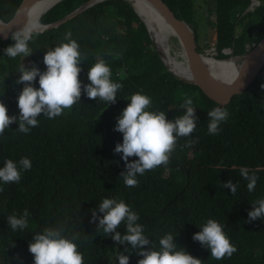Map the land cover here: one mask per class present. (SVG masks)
<instances>
[{
  "label": "trees",
  "instance_id": "obj_1",
  "mask_svg": "<svg viewBox=\"0 0 264 264\" xmlns=\"http://www.w3.org/2000/svg\"><path fill=\"white\" fill-rule=\"evenodd\" d=\"M14 1L17 7L20 0ZM85 1L60 0L40 22L55 21ZM163 1L192 28L197 43L194 0ZM212 4L216 58L229 56L224 55V49H232L233 55L244 54L246 45L252 48L264 36V3L248 10L250 0H212ZM14 32L0 38V102L6 105L8 115H19L16 95L23 84L16 81L21 64L30 67L31 62L44 71V54L66 42V32L72 33L83 54L82 90L79 102L62 115L52 119L41 115L38 126L27 134L13 123L0 135V167L6 159L19 161L22 157H28L32 165L22 171L19 183H0V264H33L28 251L33 235L57 226L76 238L84 264H118L117 257L126 248L131 252L129 264H137L142 259L139 250L127 243L117 244L112 233L106 235L98 228L103 216L99 203L104 198L122 199L137 212V223L157 248L159 239L171 233L177 246L203 264H264V219L250 221L248 217L252 203L264 198V99L259 90L250 91L257 78L222 107L228 117L219 125V133L211 135L207 113L215 104L198 86L175 77L165 67L129 1L96 2L58 27L41 31L29 42L33 53L26 59L4 54ZM197 50L201 52L198 44ZM99 59L111 68L112 80L123 84L114 104L89 99L83 91V85L89 83L88 68ZM33 86L39 87L38 77ZM140 90L151 97L150 110L165 111L169 120L186 111L181 108L185 94L193 96V106L200 111L194 110L197 127L188 137L178 138L169 164L138 174V186L128 187L121 176L127 172L125 161L114 151L123 136L114 129L130 96ZM187 141L191 146H185ZM135 159L129 157V162ZM245 167L259 177L252 192L240 174ZM228 181L238 184L235 195L223 187ZM24 210L30 214L28 227L11 229L7 216ZM207 219L225 226L237 248L231 257L217 261L192 239ZM125 229L122 223L116 231L123 235Z\"/></svg>",
  "mask_w": 264,
  "mask_h": 264
},
{
  "label": "clouds",
  "instance_id": "obj_2",
  "mask_svg": "<svg viewBox=\"0 0 264 264\" xmlns=\"http://www.w3.org/2000/svg\"><path fill=\"white\" fill-rule=\"evenodd\" d=\"M249 6L247 10L253 8ZM40 32L41 25L38 22L15 31L11 35L12 43L3 50L5 56L16 58L32 55L29 42L40 35ZM64 41L66 42H61L46 51L43 56L44 71L31 62L30 67L21 64L16 81L18 84H23L16 98L19 115H8L6 105L0 102V135H3L13 123H18L19 132L27 134L31 128L38 126V117L41 115L49 119L55 118L62 115L65 109H70L79 102L82 90L79 74L82 71L80 65L83 54L78 42L72 39L71 32L65 33ZM37 77L39 87H34L33 82L37 81ZM111 77V68L105 60H97L88 68L89 83L83 85L86 96L93 100L99 98L107 105L114 104L117 92L123 88V84L114 82ZM261 87L264 88V85ZM182 99L181 108L186 111L183 115L169 120L165 111L150 110L152 99L144 94L143 90L130 96L127 106L116 118L114 129L123 136L122 142L116 145L114 151L121 153V159L125 161L127 172L121 173V176L126 186H138V174L143 176L146 171L169 164L178 138L188 137L196 129L198 117L194 111L193 96L185 94ZM207 116L208 133L216 135L221 130L219 127L221 122L227 119L228 112L224 108L214 107ZM185 146H191V141H187ZM129 157H137V159L129 162ZM31 166L28 157H22L19 161L6 159L3 167H0V183H19L22 171L30 170ZM240 174L247 180V190L254 191L259 177L255 173L250 174L246 167L240 169ZM223 187L231 189L232 195H235L238 184L228 181ZM99 211L103 216L99 219L98 228L103 229L106 235L112 233L111 239L117 244L127 243L131 249L139 250L138 256L142 259H139L137 264H203L199 258L193 257L183 247L177 246L171 233L159 239L157 248L144 234L143 225L137 223L139 214L122 199H102L99 203ZM29 215L27 210L20 215L13 213L7 216V224L13 230L26 229ZM93 217L95 218V212ZM248 217L250 221L257 218L264 219V198L252 203ZM122 223L126 224L123 235L116 231ZM224 227L215 219H207L192 237L194 241L206 247L211 257L217 261L231 257L237 251ZM75 239L60 226L44 228L42 232L33 235L28 245V251L33 255V264H84L83 254L78 250ZM144 246L149 247L145 249ZM130 254L128 248L120 252L117 257L118 264H129Z\"/></svg>",
  "mask_w": 264,
  "mask_h": 264
},
{
  "label": "water",
  "instance_id": "obj_3",
  "mask_svg": "<svg viewBox=\"0 0 264 264\" xmlns=\"http://www.w3.org/2000/svg\"><path fill=\"white\" fill-rule=\"evenodd\" d=\"M33 1L34 0H20L12 17H10L8 20H2L0 18V38L6 39L12 31L21 29V25L24 20L23 18ZM58 1L60 0H51V4L49 7H51ZM99 1L102 0H87L55 21L48 23L42 22L41 31H44L48 28L58 27L60 24L66 22L69 19H72L87 7ZM147 1L151 3L154 8L161 14L164 21H166V23L172 27L174 31V38L176 39L179 49L182 52V56L184 58L183 60L186 61L187 67L191 74V78L186 80L175 75L166 66L165 62L160 58L165 67L175 77L198 86L201 92L215 104V107L222 108L230 101L232 96L242 93L257 77L262 67H264L263 36L257 44L253 45V47L246 51L244 54L233 56L237 57V60L240 61L241 64L238 72L235 75L231 76L228 80L219 78L209 68V65L205 61L208 57L197 50V43L192 28L183 19L176 17L174 12L163 0ZM227 51H232V49L224 50V52ZM231 57L232 56H229L227 58ZM194 110L198 112L200 111L196 108Z\"/></svg>",
  "mask_w": 264,
  "mask_h": 264
},
{
  "label": "bare ground",
  "instance_id": "obj_4",
  "mask_svg": "<svg viewBox=\"0 0 264 264\" xmlns=\"http://www.w3.org/2000/svg\"><path fill=\"white\" fill-rule=\"evenodd\" d=\"M129 1L133 5L135 11L140 16V18L143 17L148 23V29L151 34L152 40L158 48V51L163 55V61L165 62L167 67H169V69L175 75L186 80L190 79L191 74L187 67L186 61L184 60L185 63H183L182 60H177V58L173 56L169 51V36L174 37V31L172 27L169 26L166 21H164L161 14L147 0ZM50 4L51 0H34L26 11V14L23 18V23L21 25V29L30 25L33 22H38L40 25H42V23L40 22V17L49 8ZM227 53L231 54V51H227ZM180 56L182 59H184L181 51ZM231 56V58H218L217 60L214 59V56H206L208 58H206L205 61L209 65V68L219 78L228 80L231 76L235 75L238 72L241 65L240 62L237 60V57H233L234 55Z\"/></svg>",
  "mask_w": 264,
  "mask_h": 264
},
{
  "label": "rangeland",
  "instance_id": "obj_5",
  "mask_svg": "<svg viewBox=\"0 0 264 264\" xmlns=\"http://www.w3.org/2000/svg\"><path fill=\"white\" fill-rule=\"evenodd\" d=\"M257 3L258 4L259 3H264V0H255V3H254L255 5L254 6H256ZM193 6H194L193 8L195 10V12H194L195 13L194 14V20L197 21L196 35H197V38H198V41H197L198 47L201 49V52L204 55H206V56H214L215 57L214 59L217 60L218 58H216V51H215V47H214L215 41H216V31H215V28L213 26L214 14H213L212 0H194L193 1ZM254 6H252V7H254ZM15 8H16V3H15L14 0H0V14L2 13L4 15H7L10 18L11 13H13ZM138 17L140 18L139 15H138ZM0 18L2 20H5V19H3V17L1 15H0ZM142 18H140L141 21L147 26V29H148V23L145 21L144 18L143 19ZM239 32H240V29H237V34H239ZM148 33H149V36H150V39H151V43H152L154 49L158 53L159 57L163 60V57H162L163 55L158 51V48L154 44V42L152 40V37H151V34L149 32V29H148ZM176 44L178 45L176 39L174 37H172V36H169L168 45H169L170 53L173 56H175L177 58V60L178 59L180 61L182 60L183 63H185L184 60L180 56L179 46H177ZM246 49H247L246 51H248L250 49L248 47V45H246ZM223 53H224V55H229V56L233 55L232 51H231V54L230 53L228 54L227 52H224V51H223ZM23 58L26 59L27 57H23ZM225 58H227V57H225ZM256 78H257V83L255 84L254 87H252L250 89V91H253L255 89L259 90L261 96L264 99V88L261 87V85H264V67H262V69L260 70V72H259V74L257 75ZM20 92H21V90L17 91V95L16 96H18Z\"/></svg>",
  "mask_w": 264,
  "mask_h": 264
},
{
  "label": "built area",
  "instance_id": "obj_6",
  "mask_svg": "<svg viewBox=\"0 0 264 264\" xmlns=\"http://www.w3.org/2000/svg\"><path fill=\"white\" fill-rule=\"evenodd\" d=\"M254 3H255V0H250V6L249 7H252L253 5H255Z\"/></svg>",
  "mask_w": 264,
  "mask_h": 264
}]
</instances>
